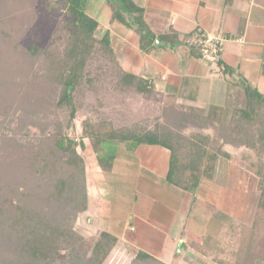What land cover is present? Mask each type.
<instances>
[{
    "label": "trees",
    "instance_id": "1",
    "mask_svg": "<svg viewBox=\"0 0 264 264\" xmlns=\"http://www.w3.org/2000/svg\"><path fill=\"white\" fill-rule=\"evenodd\" d=\"M109 1L113 12L111 21L134 30L140 37L142 52L146 53L157 46L175 47L181 44L174 31L156 36L145 20V10L133 0ZM85 2L50 0L52 10L58 6L65 10L60 29L65 37L63 51L39 49L36 46H31L26 52L19 51L17 38L12 32H15L13 29L18 26L21 16L10 15L6 20V8L0 9V40L9 44L13 58L21 57L27 69V76L23 80L16 84L11 82L14 87L22 88V92L8 91L6 78H0V108L12 99L24 102L35 110L70 109V126L75 130L72 123L77 111L73 95L84 83L94 87L98 79L91 73V63L98 53L115 67L114 78L122 92L130 91L142 96L154 93L149 80L122 70L112 48L110 34L97 37L100 33L99 22L85 11ZM190 49L202 59L199 47L192 43ZM4 51L12 58L2 45L0 58H4ZM22 63H17L14 74L18 69L24 70ZM37 63L40 66L34 73ZM222 67L225 74H232L229 68ZM244 86L246 104L243 108L211 106L203 113H194L179 108L175 97H166L162 116L156 119L154 127L141 123L118 127L107 118L96 122L86 120L82 123L78 141L72 140L61 129L53 145L39 151L34 157L25 158L24 152L11 150L12 158L29 169V175L37 180L40 187L34 190L27 186H8L6 191L0 188V264H68L62 254L67 247L76 253L73 264H105L119 246L118 239L106 232L86 239L74 228L78 215L88 209L87 163L80 153L85 149L84 140H90L96 148H102L101 145L107 143L162 146L171 152L168 180L193 193L204 180L213 178L221 151L213 147L211 136L201 133L184 135L182 131L188 127L212 129L224 143L256 151L259 157L256 176L260 191L256 220L251 229L245 227L236 232L233 226L227 228L226 233L230 236L235 233L238 236L234 241L233 248L237 250L233 262L229 263L222 257L228 253L227 245L215 247L214 260L218 264L264 262V249L257 252L260 246L259 231L264 232V97L256 89ZM3 98H6L4 103ZM215 214L220 222L224 220L223 223L227 225L223 213L216 211ZM132 264L163 263L147 254L138 253Z\"/></svg>",
    "mask_w": 264,
    "mask_h": 264
},
{
    "label": "crops",
    "instance_id": "2",
    "mask_svg": "<svg viewBox=\"0 0 264 264\" xmlns=\"http://www.w3.org/2000/svg\"><path fill=\"white\" fill-rule=\"evenodd\" d=\"M133 2L145 10V20L156 36L174 31L181 44L144 53L134 30L111 21V9L107 24L99 23V29L110 34L124 72L149 80L153 91L175 97L179 108L191 107L198 113L211 106L233 105L235 93L246 97L244 85L264 97V0ZM200 35L226 39L217 64L192 53L190 45ZM222 66L232 74H225ZM90 149L85 156L88 209L83 216L94 234L109 233L119 246L163 264H218L209 252L215 253L222 223L215 216L217 206L210 207L202 196L206 183L193 193L171 183V152L162 146L119 143L110 155L102 148ZM203 212L218 230L198 232L207 223L200 216Z\"/></svg>",
    "mask_w": 264,
    "mask_h": 264
},
{
    "label": "rangeland",
    "instance_id": "3",
    "mask_svg": "<svg viewBox=\"0 0 264 264\" xmlns=\"http://www.w3.org/2000/svg\"><path fill=\"white\" fill-rule=\"evenodd\" d=\"M49 3L50 0H0V9L6 8L4 11L6 12V20L9 19L10 15L17 16L19 14L21 16L18 26L13 29L15 32H12L17 38L19 51L26 52L31 46H36L39 49L63 51L65 37L60 29L65 19V10L61 6L52 10ZM84 9L89 15L91 14V17H97L99 23L107 24L112 7L109 0H86ZM103 36V32L97 34L98 38ZM0 45L4 46V50L12 55V50L6 41L0 40ZM13 56L9 58L8 54L5 53L4 58H0V78H6L8 91L19 90L18 92H22V88L17 85V88L14 87L11 82L16 84V82L19 83L23 80L27 76L25 74L27 69L22 63L21 57L13 58ZM18 62L22 63L24 70L18 69V72L14 74ZM39 66L40 63H37L34 73L38 71ZM91 73L93 77L98 79L94 82V87L84 83L73 95L77 111L72 123L76 127L75 130L72 129V125L70 126V109L60 111L35 110L24 102L20 103L18 100L12 99L6 102V98H3V103L6 102L3 105L6 106L0 108V188L6 191L8 186L13 188H25L24 186H27V188L32 187L34 190L40 187L37 180L29 175V169L23 163L12 158L13 152H10L11 150L24 152L25 158L26 156L27 158L34 157L39 151H44L53 145V140L61 129L72 140L78 141L82 133V123L86 120L96 122L107 118L114 121L118 127L134 123L154 127L156 119L162 116L164 106L167 103L166 97L155 91L150 96H142L130 91L122 92L123 90L117 87V79L114 78L115 67L100 53L91 63ZM234 96H236V99L233 98L234 104L229 106L243 108L246 104V97L243 96V92L235 93ZM0 104H2L1 101ZM190 108H182V110L198 113ZM182 133L186 136H193L196 133L211 136L210 138L214 140L213 147L221 151V155L215 164L213 178L203 181L206 183L203 188L205 192L202 191L201 193L210 207L212 205L217 206V211L220 207L219 212L223 213L225 215L223 217L228 221L227 225L223 223L224 220L221 222L220 236L214 244L216 247L229 246L228 251L226 250L228 253L222 257L227 259L229 263L230 261L233 262L235 257L233 255L237 250L233 248L234 241L235 238L237 240L238 236L236 233L230 236L226 232L230 226H233L236 232L245 227L251 229L256 220L260 198L259 178L256 176L259 157L255 150L246 147H234L224 143V140L216 137L212 129L199 130L188 127ZM84 143L85 149L80 153L85 157L86 150L89 149L90 151V146L95 148L96 146L87 139L84 140ZM116 146L117 144L114 143L101 145L103 150L108 151L106 155H110V151L114 152ZM210 193L212 194L210 195ZM35 203L38 204L37 201ZM204 206L205 208L208 207L207 204ZM226 212L228 214H225ZM203 213L200 216L206 223L209 218H206V212ZM215 221L217 223V218ZM90 225L88 219L80 214L75 221L74 228L80 236L90 239L98 235V233L94 234ZM217 227L209 220L205 226L198 227V232H201L200 230H215ZM259 232L258 242L260 246L257 248V252L264 249V232L263 230L262 233ZM209 253L213 256L216 255L213 252ZM62 254L68 260V264L74 263L76 253L72 248H64ZM135 256L131 249L118 246L105 264H132ZM255 264H264V262L258 261Z\"/></svg>",
    "mask_w": 264,
    "mask_h": 264
},
{
    "label": "built area",
    "instance_id": "4",
    "mask_svg": "<svg viewBox=\"0 0 264 264\" xmlns=\"http://www.w3.org/2000/svg\"><path fill=\"white\" fill-rule=\"evenodd\" d=\"M225 42L226 39L221 35H200L193 44L199 47L204 62L217 64L224 51Z\"/></svg>",
    "mask_w": 264,
    "mask_h": 264
},
{
    "label": "water",
    "instance_id": "5",
    "mask_svg": "<svg viewBox=\"0 0 264 264\" xmlns=\"http://www.w3.org/2000/svg\"><path fill=\"white\" fill-rule=\"evenodd\" d=\"M182 245H183V244L181 243V244H180V247H179V251H181V249H182Z\"/></svg>",
    "mask_w": 264,
    "mask_h": 264
}]
</instances>
